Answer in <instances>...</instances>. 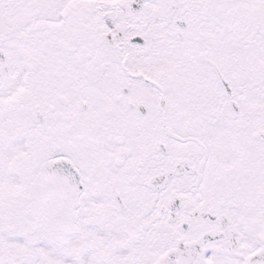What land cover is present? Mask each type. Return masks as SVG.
Segmentation results:
<instances>
[{
  "label": "snow or ice",
  "instance_id": "1",
  "mask_svg": "<svg viewBox=\"0 0 264 264\" xmlns=\"http://www.w3.org/2000/svg\"><path fill=\"white\" fill-rule=\"evenodd\" d=\"M0 264H264V0H0Z\"/></svg>",
  "mask_w": 264,
  "mask_h": 264
}]
</instances>
